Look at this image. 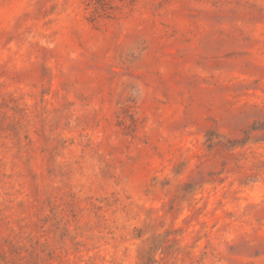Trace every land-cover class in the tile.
Returning a JSON list of instances; mask_svg holds the SVG:
<instances>
[{"label": "rangeland", "instance_id": "rangeland-1", "mask_svg": "<svg viewBox=\"0 0 264 264\" xmlns=\"http://www.w3.org/2000/svg\"><path fill=\"white\" fill-rule=\"evenodd\" d=\"M0 264H264V0H0Z\"/></svg>", "mask_w": 264, "mask_h": 264}]
</instances>
